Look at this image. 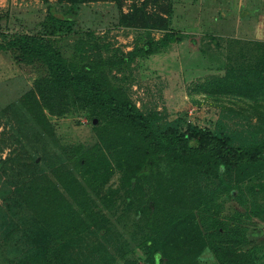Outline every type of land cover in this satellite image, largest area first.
<instances>
[{
	"label": "rangeland",
	"instance_id": "rangeland-1",
	"mask_svg": "<svg viewBox=\"0 0 264 264\" xmlns=\"http://www.w3.org/2000/svg\"><path fill=\"white\" fill-rule=\"evenodd\" d=\"M71 5L59 0H0V41L32 37L48 42L62 52L74 74L89 66H102L99 70L107 80L114 87L124 88L142 113H158L163 124L178 120L179 131L198 126L212 132L264 136V73L250 63L252 55L258 60L264 53V43L258 42L264 40V32H259L263 23L256 14V8L264 14V0L255 1L251 22L244 21L245 0L91 1L76 7L73 33H47L44 24L48 7L54 6L58 15H66ZM127 15L137 16L139 22L125 27L122 19ZM172 29L182 31L181 42L151 56L139 53L145 43L161 40ZM250 46L259 49V54H248ZM130 55V66L118 64ZM246 73L251 83L255 78L257 89L251 87L253 92L242 85ZM40 75L39 66L0 52V160L16 156L22 146H33L31 160L47 168L48 159L43 158L41 150L45 145L50 148L48 143L31 144L27 139L17 143L19 122L8 111L33 90ZM48 119L55 128L60 148L57 153L73 170L78 165L83 167V175L77 171L79 181L94 209L107 220L112 237L106 247L116 264H152L143 236L151 234L152 226L169 212L166 205L157 207L159 200L167 204L169 195L166 198L167 194L159 191L156 172L140 165H146L144 159L132 149L130 152L122 133L114 134L116 127L110 118L97 116L90 109H71L64 117L48 115ZM105 163L111 167L105 179L87 175L89 165L99 170ZM254 184L260 192L261 214H252L236 200L239 192L233 190L231 198L228 195L220 201L221 210L215 215L198 212L196 224L206 236L215 234L216 227L221 234L227 229L235 234L237 228L245 235L244 250L251 249L264 263V180ZM142 208L147 213L136 215ZM18 216L11 215L10 219L22 229L24 222ZM21 229L17 234L0 235V264H14L20 256L16 252L25 250L24 242L18 241ZM213 240L219 241L217 237ZM179 242L178 249L173 247L171 253L180 264H219L210 249L188 253L190 246L183 244L187 242Z\"/></svg>",
	"mask_w": 264,
	"mask_h": 264
},
{
	"label": "trees",
	"instance_id": "trees-1",
	"mask_svg": "<svg viewBox=\"0 0 264 264\" xmlns=\"http://www.w3.org/2000/svg\"><path fill=\"white\" fill-rule=\"evenodd\" d=\"M59 1L72 5L66 15H58L54 6L48 7L44 29L52 36L73 33L76 7L98 0ZM138 22L137 16L122 19L125 27ZM182 35V31L172 29L161 40L145 43L139 53L151 56L181 42ZM0 52L42 69L33 90L8 111L19 122L17 143L27 139L28 143L39 141L50 147L45 145L41 150L43 158L48 159L47 168H41L36 159L31 160L33 146H22L16 156L11 154L0 160V235L17 234L21 229L12 224L11 215H19L24 222L18 241L24 242L25 250L16 252L20 255L16 264L117 263L106 247L112 237L107 220L94 209L79 181L77 171L83 175V167L78 165L73 170L57 153L60 148L48 115L64 117L71 109H90L97 116L110 118L116 127L114 134H123L130 152L132 149L139 159H144L146 165H140L156 172L159 191L167 194L166 198L169 195L167 204L161 200L157 203V207L166 205L169 212L152 226L151 234L143 236L152 264H180L171 253L173 247L178 249L179 241L187 242L183 244L190 246L188 253L210 249L219 264H264L251 249L244 250L245 235L237 228L235 234L228 229L221 234L216 227L215 234L206 236L196 224L198 212L215 215L221 210L220 201L225 196L231 198L233 190L239 192L236 200L252 214L262 213L260 192L254 183L264 180V136L212 132L198 126H189L182 132L178 120L160 123L158 113H142L124 88L114 87L99 70L102 66H89L74 74L62 52L45 41L32 37L0 41ZM132 61L130 55L118 64L130 66ZM250 63L264 73V53L258 60L252 55ZM245 75L250 74L242 76V85L257 89L255 78L251 83V76ZM88 167L87 175L92 179H105L111 169L108 163L100 165L99 170L94 165ZM147 211L142 208L136 215L143 216ZM216 237L219 241L212 242Z\"/></svg>",
	"mask_w": 264,
	"mask_h": 264
},
{
	"label": "crops",
	"instance_id": "crops-1",
	"mask_svg": "<svg viewBox=\"0 0 264 264\" xmlns=\"http://www.w3.org/2000/svg\"><path fill=\"white\" fill-rule=\"evenodd\" d=\"M255 1L256 0H245V8L247 9L246 10V12H245V14H244V16L246 17V19H244V21H248V22H251V20L253 19L252 17H251V15L254 13V6H255ZM257 2H258V0H257ZM249 9V10H248ZM257 9V11H256V14L260 17L261 16V21H262V25L260 26V30H259V32H264V14L263 13H261V9L260 8H256ZM243 31H245L244 29H243ZM247 38V37H246ZM257 40H258V38H256ZM240 40H242V41H245V40H249V39H244L243 40V38L242 39H240ZM258 42H260V43H264V40H258ZM246 49V48H245ZM245 49H243V51L245 50ZM255 49H257V48H254L253 46H250V48H248V50H246L247 52H248V54H259V49H257V50H255ZM245 51V52H246ZM260 52H261V49H260Z\"/></svg>",
	"mask_w": 264,
	"mask_h": 264
}]
</instances>
